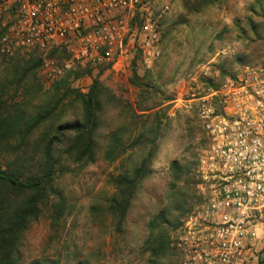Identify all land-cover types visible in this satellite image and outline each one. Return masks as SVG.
<instances>
[{"label": "built area", "instance_id": "2783aa9c", "mask_svg": "<svg viewBox=\"0 0 264 264\" xmlns=\"http://www.w3.org/2000/svg\"><path fill=\"white\" fill-rule=\"evenodd\" d=\"M170 12L160 0H0V54L36 51L49 83L75 66L128 76L138 56L148 70L162 57L160 23ZM219 77L212 64L202 66L171 102L193 111L206 142L201 201L172 243L181 264H249L264 248V57L207 89Z\"/></svg>", "mask_w": 264, "mask_h": 264}, {"label": "trees", "instance_id": "16d2710c", "mask_svg": "<svg viewBox=\"0 0 264 264\" xmlns=\"http://www.w3.org/2000/svg\"><path fill=\"white\" fill-rule=\"evenodd\" d=\"M217 2L185 0L183 10L187 15L198 14ZM256 6L260 11L253 12V15L263 21L260 29L264 30V1L258 0ZM164 23L165 20L160 23L162 45L167 37L162 30ZM253 24L247 22L249 30H257ZM259 40L261 46L248 53L261 60L264 57V36ZM54 56L67 57L60 51H53L51 57ZM244 58L239 54L231 61L214 65L220 77L209 79L207 89H216L227 76H232L234 71L230 68L235 64H244ZM137 60L139 56L132 66V85L141 90L153 87L145 85L143 77L137 76ZM16 61V66L23 65L22 59ZM25 64L24 78L35 76L42 60L30 58ZM77 69L78 77L82 72L91 70L90 67ZM29 84L26 80L18 102L10 98L15 104L8 103L4 85H0V264H24L21 250L23 237L30 226L45 214L52 228L60 226L70 207L60 188V181L95 164L102 154L111 164L119 162L117 174L109 179L114 192L104 209L94 205L90 212L94 220H98L102 213L111 217L116 231L122 232L133 201L144 181L153 174L152 163L158 154L163 131L167 128L163 122V106H158L160 109L154 114L139 105L134 107L129 101L118 99L109 92L99 76L86 94L72 89L67 80L54 84L50 90H44L39 83V90L35 92L28 90ZM39 93L45 98L34 105L33 102L40 99ZM75 108L80 110L79 120L66 121L65 117ZM203 143H206L204 139ZM198 164V158L195 164H170L171 188L175 190L179 184L183 186L168 197L169 212L184 216L194 207L196 187L200 184ZM171 227L166 211L148 224V236L142 247V254L148 256L145 264H178L181 260V253L172 246L174 229ZM29 264L58 263L36 260ZM77 264L93 263L81 260Z\"/></svg>", "mask_w": 264, "mask_h": 264}, {"label": "rangeland", "instance_id": "374dc122", "mask_svg": "<svg viewBox=\"0 0 264 264\" xmlns=\"http://www.w3.org/2000/svg\"><path fill=\"white\" fill-rule=\"evenodd\" d=\"M184 1L160 0V4L167 2L171 6L162 28L167 36L162 45V57L150 70L140 65L136 68L137 76L143 77L144 84H151V88L141 90L132 85L134 69L128 76H122L113 70L91 68L90 72L84 71L78 77L77 68L81 67L75 66L67 70L61 80L49 83L42 76L41 65L35 76L24 78L27 70L25 61L30 58L42 60L40 55L36 51L17 53L14 57L0 54V85H4L5 99L10 104L21 99L26 80L30 82L28 90L33 89L34 92L39 90V83L44 90H50L54 84L67 80L72 89L86 94L99 76L109 92L118 99L129 101L134 107L139 105L154 114L163 106V122L167 126L163 129L159 151L152 163L153 174L144 181L133 201L122 232L116 231L111 217L102 213L98 220H94L90 212L94 205L104 209L114 192L109 179L117 174L119 162L111 164L102 154L95 164L60 181V188L70 206L69 212L57 228H52L47 214L30 226L22 241L24 264L36 260L56 261L58 264H77L81 260H89L93 264H145L148 256L142 254V247L152 219L167 212L174 229L173 242L179 236L180 223L200 202L196 187L194 207L190 212L184 216L169 212L168 197L183 186L179 184L175 190L171 188L170 164H195L205 150L196 115L193 111L174 109L175 105L171 102L175 100L180 85L204 65H221L239 54L245 56L244 63L259 61L258 56L251 57L248 52L261 46L259 38L264 36V30L260 29L263 21L253 15V12L260 11L256 6L258 0H218L201 13L192 15L185 14ZM248 21L253 22L257 30H249ZM0 32H3L1 28ZM56 58L61 64L67 61L64 56ZM18 59L23 60L22 66H16ZM240 66L235 64L230 69L234 71ZM38 96L40 99L35 100L34 105L45 98L40 93ZM11 97L16 102L11 101ZM79 112L78 108L70 110L65 120L77 122ZM261 253L258 251L249 264H261Z\"/></svg>", "mask_w": 264, "mask_h": 264}, {"label": "crops", "instance_id": "0c3cea01", "mask_svg": "<svg viewBox=\"0 0 264 264\" xmlns=\"http://www.w3.org/2000/svg\"><path fill=\"white\" fill-rule=\"evenodd\" d=\"M263 253H261V260H260V262H261V264H264V248H263V250H261ZM261 251H259V252H261ZM253 262L255 261V260H252Z\"/></svg>", "mask_w": 264, "mask_h": 264}]
</instances>
